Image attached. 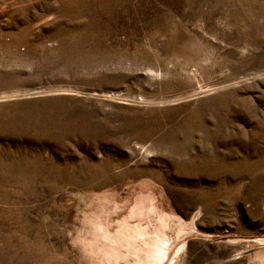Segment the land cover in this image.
I'll return each mask as SVG.
<instances>
[{"label":"rangeland","instance_id":"obj_1","mask_svg":"<svg viewBox=\"0 0 264 264\" xmlns=\"http://www.w3.org/2000/svg\"><path fill=\"white\" fill-rule=\"evenodd\" d=\"M124 225L264 264V0H0V264H146Z\"/></svg>","mask_w":264,"mask_h":264},{"label":"bare ground","instance_id":"obj_2","mask_svg":"<svg viewBox=\"0 0 264 264\" xmlns=\"http://www.w3.org/2000/svg\"><path fill=\"white\" fill-rule=\"evenodd\" d=\"M141 206V205H140ZM139 206V207H140ZM143 206V205H142ZM138 207V208H139ZM143 208V207H142ZM137 210V209H136ZM135 211V210H134ZM139 211V210H138ZM136 213V212H135ZM138 213V212H137ZM141 213V212H140ZM131 214V213H130ZM139 214V213H138ZM136 215V214H135ZM141 215V214H140ZM159 215V214H158ZM157 215V216H158ZM94 216H95V214H94ZM132 216H133V213H132ZM138 216V215H137ZM142 216V215H141ZM134 217V216H133ZM132 217V218H133ZM160 217V216H159ZM95 218V217H94ZM128 218H129V216H128ZM138 218V217H137ZM129 219H131V218H129ZM138 219H141V217H139ZM159 220V219H158ZM163 220V219H162ZM165 220V219H164ZM127 221V220H126ZM159 222H160V220H159ZM163 222V221H162ZM96 223V222H95ZM128 224V223H127ZM139 224H141V222L139 223ZM98 225V224H97ZM108 225V224H107ZM121 225V224H120ZM126 225V224H125ZM123 226L122 228H119L120 226H119V224H118V231L115 233V235H110L109 234V232H108V230L107 229H105V232L104 233H102V235L104 236V238H107L108 240H109V242L110 243H114V244H119V243H121L122 241L121 240H123L126 244H128L129 245V242L131 243V242H134V240H136L137 238H139L140 239V241L143 243V245L144 246H147V250L145 251V253H146V255H147V257H148V262L146 263V264H151V263H154V264H159V263H161V261L163 260L162 259V256H163V253H162V250L160 249V251H158V249L159 248H154L153 247V243L151 242V243H149L148 242V240H144L143 238L145 237V235H144V237L142 236V233H138L139 231H138V229H137V231H135V230H131L130 229V227H126V226ZM155 226V225H154ZM102 227V226H101ZM135 227H136V225H135ZM135 227H132L133 229L135 228ZM141 227V225H139V228ZM145 227V226H144ZM158 227H159V225H158ZM162 227V226H161ZM168 227V226H167ZM103 229H104V227H102ZM141 228H143V227H141ZM144 229V228H143ZM148 229V228H147ZM165 229V228H164ZM110 231V230H109ZM143 231V230H142ZM159 231H160V229H159ZM145 232V231H144ZM113 233V232H112ZM132 233V234H131ZM148 233V232H147ZM107 236H106V235ZM144 234V233H143ZM147 235H149V233L147 234ZM106 236V237H105ZM159 236V235H158ZM166 236V235H165ZM97 237H98V235H97ZM115 237V238H114ZM135 238V239H134ZM151 238V237H150ZM155 238V237H154ZM103 239V238H102ZM101 239V240H102ZM158 239V238H157ZM99 241V240H98ZM103 241H105V240H103ZM137 241V240H136ZM101 242V241H100ZM107 242V241H106ZM164 242V241H163ZM99 243V242H98ZM102 243V242H101ZM110 243H108V244H110ZM137 243V242H136ZM114 244H113V246H114ZM132 244V243H131ZM146 244V245H145ZM107 245V244H106ZM140 245V244H139ZM139 245H138V243H137V246L139 247ZM142 245V244H141ZM120 246V245H119ZM109 247V246H108ZM128 247H130V246H128ZM143 247V246H142ZM113 248V247H112ZM119 248V247H118ZM99 249V248H98ZM102 249V248H101ZM117 249V248H116ZM124 249V248H123ZM133 249H134V247H133ZM176 249V248H175ZM105 250V249H104ZM109 250H110V248H109ZM118 250V249H117ZM129 250V249H128ZM95 251V250H94ZM100 251V250H99ZM114 251H115V249H114ZM169 251V250H168ZM176 251H177V249H176ZM129 252V251H128ZM135 253H136V251H134ZM92 253V252H91ZM106 253V252H105ZM113 253V252H112ZM142 253V252H141ZM113 254H115V253H113ZM125 254V253H124ZM132 254V253H131ZM137 254V253H136ZM166 254V253H165ZM92 255V254H91ZM109 255V254H108ZM128 255V254H127ZM143 255V254H142ZM174 255V254H173ZM120 256H121V253H120ZM126 256V255H125ZM138 256H141V254L140 255H138ZM105 257H107V256H105ZM172 257V256H171ZM110 258V257H109ZM138 258V257H137ZM146 258V257H145ZM109 260V259H108ZM140 260V259H139ZM110 261V260H109ZM135 262H137V261H135ZM139 262V261H138ZM144 262V261H143ZM260 262V261H259ZM114 263V262H113ZM143 264V263H142ZM164 264V263H163Z\"/></svg>","mask_w":264,"mask_h":264}]
</instances>
